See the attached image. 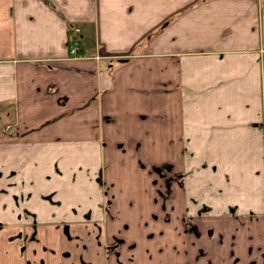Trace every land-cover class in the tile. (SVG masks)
<instances>
[{"label": "crops", "instance_id": "0c3cea01", "mask_svg": "<svg viewBox=\"0 0 264 264\" xmlns=\"http://www.w3.org/2000/svg\"><path fill=\"white\" fill-rule=\"evenodd\" d=\"M2 109L3 128L15 132L0 138V219L10 226L0 229V264H30L27 213L46 228L80 221L83 209L71 207L81 203L99 215L98 197L78 198L74 181L80 158L96 154L99 123L106 135L122 125L124 141L171 145L185 159L193 151L203 190L226 193L247 223L237 226L239 252L255 246L251 220L264 227V0H0ZM53 206L59 212L44 213Z\"/></svg>", "mask_w": 264, "mask_h": 264}, {"label": "rangeland", "instance_id": "374dc122", "mask_svg": "<svg viewBox=\"0 0 264 264\" xmlns=\"http://www.w3.org/2000/svg\"><path fill=\"white\" fill-rule=\"evenodd\" d=\"M8 119V111L2 109V139L15 132L11 126L3 128ZM122 128L115 125L106 135L99 123L96 154L81 157L74 168L77 197L83 200L88 192L98 197L100 216L94 218L81 203L71 207L77 213L83 209L80 221H53L55 228H46L34 212L27 213L33 225L30 264H264V227L251 220L254 235L247 241L255 246H248V253L239 252L237 226L247 223L234 214L236 207L226 202V193L203 190L200 176L205 166L193 151L185 159L171 145V151L169 145L158 151L151 141H124ZM53 166L61 171L60 163ZM7 195L2 188L0 198ZM58 207L45 208L44 213L59 212ZM8 227L0 219V229ZM5 238L1 245L9 246L10 238ZM18 240L25 248L27 240ZM18 240H13L17 246ZM38 249L44 253L36 255Z\"/></svg>", "mask_w": 264, "mask_h": 264}, {"label": "built area", "instance_id": "2783aa9c", "mask_svg": "<svg viewBox=\"0 0 264 264\" xmlns=\"http://www.w3.org/2000/svg\"><path fill=\"white\" fill-rule=\"evenodd\" d=\"M76 48H77V45H74V44H73V45L71 46L70 50H71L72 52H74V51L76 50Z\"/></svg>", "mask_w": 264, "mask_h": 264}]
</instances>
